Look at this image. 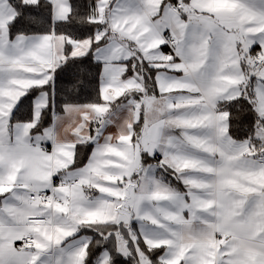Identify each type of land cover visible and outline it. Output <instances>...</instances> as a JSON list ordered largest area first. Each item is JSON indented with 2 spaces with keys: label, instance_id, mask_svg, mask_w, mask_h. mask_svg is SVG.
<instances>
[{
  "label": "snow or ice",
  "instance_id": "6c2138e0",
  "mask_svg": "<svg viewBox=\"0 0 264 264\" xmlns=\"http://www.w3.org/2000/svg\"><path fill=\"white\" fill-rule=\"evenodd\" d=\"M0 264H264V0H0Z\"/></svg>",
  "mask_w": 264,
  "mask_h": 264
}]
</instances>
